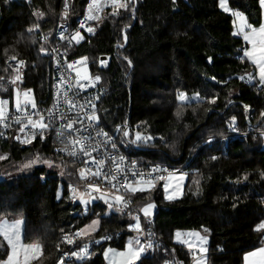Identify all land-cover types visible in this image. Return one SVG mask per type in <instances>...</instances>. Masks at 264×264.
Returning a JSON list of instances; mask_svg holds the SVG:
<instances>
[{
  "label": "trees",
  "instance_id": "obj_1",
  "mask_svg": "<svg viewBox=\"0 0 264 264\" xmlns=\"http://www.w3.org/2000/svg\"><path fill=\"white\" fill-rule=\"evenodd\" d=\"M68 1L67 19L74 27L87 0ZM227 2L249 26L260 25V0ZM63 5L64 0H0V96L12 100L17 87L31 91L38 104L49 98L53 73L34 28L39 24L51 34ZM234 29L232 14L218 0H126V6L105 12L93 36L65 44L68 57L86 55L102 75L107 94L96 103L99 126L111 131L128 121L135 130L128 139L136 148L129 144L123 152L143 166L164 164L186 173L177 199L165 200L160 186L127 190L137 208L156 205L153 228L163 242L133 264H163L170 253L196 264L190 250L172 240L175 228L204 230L205 264H243L244 252L262 244V133H249L243 140L227 135L231 125L247 129L246 105L252 109L254 129H264V85L258 83L244 55L245 43ZM102 55L106 64L100 66ZM13 57L22 62L18 71ZM180 92L198 98L180 101ZM32 158L52 164L8 174ZM41 174L50 177L42 183ZM78 180L77 163L60 155L53 143L21 145L13 135L0 140V221L23 218L24 241L40 247L27 264H54L69 248L73 232L95 214L100 221L92 236L133 220L125 203L121 213L104 214L105 205L96 201L84 213L67 191V183ZM127 237L94 245L91 255L75 264H105L104 248H121ZM7 253L0 237V260Z\"/></svg>",
  "mask_w": 264,
  "mask_h": 264
},
{
  "label": "built area",
  "instance_id": "obj_2",
  "mask_svg": "<svg viewBox=\"0 0 264 264\" xmlns=\"http://www.w3.org/2000/svg\"><path fill=\"white\" fill-rule=\"evenodd\" d=\"M125 3L126 0H87L83 11L75 18L73 27L67 19L69 1L64 0L61 19L51 34L43 31L39 24L34 28L44 43L42 54L48 59L53 73L49 98L44 103L32 101L14 106L8 97L0 96V140L13 135L15 141L21 145L53 143L60 155L77 163V173H83V181L107 186L122 193L124 203L133 211L132 215L134 213V216H139V230L131 227L132 221L123 228L108 229L93 236H84L81 228L76 229L69 248L60 253L54 264H75L76 261H82L91 255L94 245L116 240L122 234L129 237L138 233L149 252L163 245L153 228L154 215H141L127 197V190L129 184L154 180L176 169L164 164L143 166L124 153L123 150L129 144L136 148L128 139L130 132H135L128 121L115 124L111 131L99 126L96 103L107 94L102 75L91 68L86 55L70 58L65 47V44L71 43L70 35L73 31L79 30L83 36H93L96 33V23L105 12L117 10ZM99 65L103 66L101 58ZM21 66L22 62H19L15 68L19 70ZM82 68L87 69V75ZM244 107L247 111L251 110L247 105ZM246 121V130H239L231 125L227 136L243 140L249 133L258 132L247 115ZM147 138L152 139L149 136ZM49 177L50 175L41 174L39 179L43 183ZM78 185L77 181L67 183L70 196ZM261 241L264 243V232ZM190 253L191 262L200 256L194 249H190ZM163 263L189 264L172 253Z\"/></svg>",
  "mask_w": 264,
  "mask_h": 264
},
{
  "label": "rangeland",
  "instance_id": "obj_3",
  "mask_svg": "<svg viewBox=\"0 0 264 264\" xmlns=\"http://www.w3.org/2000/svg\"><path fill=\"white\" fill-rule=\"evenodd\" d=\"M124 6H126V3ZM218 6L222 10L232 14L233 28H235L234 31H240V33H242L243 27L241 26L240 18H243L244 15L241 12L232 10L228 5L227 0H218ZM82 40L83 34L79 30L73 31L70 35V41L73 44H78ZM19 62L20 61H16L13 65L14 70L16 71L18 70L15 68V65ZM82 71L85 73V75H87L88 71L86 68H82ZM197 98V94H186L184 92H180L178 95V99L184 102L196 100ZM31 101V91L17 87L14 89L12 98L14 106L21 105L22 103L27 104ZM245 114L250 119L252 115V109L249 111L245 109ZM257 131L262 133V147L264 148V129L259 128ZM51 164L52 162L49 160H39L37 158H32L17 164L14 169L7 170V172L10 176H14L27 173L34 166L42 165L48 167ZM185 177V171L178 169L159 176L157 180H146L129 184L128 190L130 192L146 191L156 186H160L163 190L164 199L173 200L181 196ZM77 183L79 185L71 194V197L74 202H79L82 205V211L84 213L87 212L89 207L96 201H99L105 205L104 214H108L110 212L121 213L122 210H124V195L122 193L116 191L113 188L107 186L104 187L93 182L79 180ZM155 209L156 205L153 202H148L138 207L139 213L146 216L153 215ZM132 216L133 220L131 227L133 226V229L139 230V216L137 214L134 216V213ZM99 221V215H93L91 219L84 226H82L81 233H83L84 236L92 234L98 229ZM23 227L24 220L21 216L15 218H5L0 221V234L1 232L5 234L3 236L5 237L9 248L8 258L1 263L17 264L16 262L19 261V257L21 255L25 260L28 261L36 258L39 255L38 244H29L24 241ZM172 240L176 243L184 245L186 249H194L196 253L200 254V256L195 259L196 264H205L207 235L205 234L204 230L175 228L173 230ZM146 252L147 250L145 243L139 234L136 233L135 235L133 234L132 236L127 237L124 245L121 248L106 246L103 250V257L105 264H133Z\"/></svg>",
  "mask_w": 264,
  "mask_h": 264
},
{
  "label": "crops",
  "instance_id": "obj_4",
  "mask_svg": "<svg viewBox=\"0 0 264 264\" xmlns=\"http://www.w3.org/2000/svg\"><path fill=\"white\" fill-rule=\"evenodd\" d=\"M260 7H261L260 25L256 27L249 26L246 23L245 16H244L243 18H240L241 19L240 23H241V26L243 27V31L242 33H240V31L238 30L237 31H238V34L241 35L245 43V50H244L245 58L254 67L255 77L257 78L258 83L264 85V0H260ZM31 100L35 101L32 93H31ZM3 235L5 234L1 232L0 234L1 239L4 242H6L5 237ZM38 250L40 253V247ZM8 251H9V248H8ZM8 254L9 252L2 260H0V264H3L1 262H4L8 258L9 256ZM242 260H243V264H264V243L244 252L242 256ZM30 261L25 260L21 255L19 257V261L16 263L17 264H27Z\"/></svg>",
  "mask_w": 264,
  "mask_h": 264
},
{
  "label": "water",
  "instance_id": "obj_5",
  "mask_svg": "<svg viewBox=\"0 0 264 264\" xmlns=\"http://www.w3.org/2000/svg\"><path fill=\"white\" fill-rule=\"evenodd\" d=\"M129 1H130V0H129ZM101 59H102V65H105V64H106V56H105V55H102V56H101ZM10 60H11L12 62H15V61H16V58L13 57V58H11ZM207 61H208V63H210V62H211V59L208 58ZM77 176H78V179H80V180H83V179H84V175H83L82 172H78V173H77Z\"/></svg>",
  "mask_w": 264,
  "mask_h": 264
}]
</instances>
